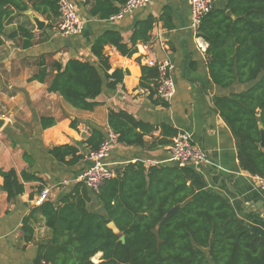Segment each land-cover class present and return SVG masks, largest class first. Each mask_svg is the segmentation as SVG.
<instances>
[{"label":"trees","instance_id":"1","mask_svg":"<svg viewBox=\"0 0 264 264\" xmlns=\"http://www.w3.org/2000/svg\"><path fill=\"white\" fill-rule=\"evenodd\" d=\"M92 1L90 15L105 20L119 12L127 0ZM29 10L40 14L52 27L59 15L58 0H0V45L8 22ZM154 22L153 17L136 22L130 43L124 42L117 30L101 34L92 44V52L102 71L89 61L76 58L65 64L54 62L57 72L49 91L59 93L78 109L93 110L100 104L96 99L104 87L116 89L128 73L122 68L109 72L111 64L104 47L112 45L122 55L132 56L138 43L151 39ZM22 31L23 46L28 48L34 34L26 28ZM199 33L209 43V71L216 83L229 87L236 74L243 82H255L244 91L218 97L216 106L237 140L241 166L253 175H262L264 0H229L225 9L211 10L204 17ZM17 35L14 32L10 37ZM143 72L154 79L157 76L153 68L143 67ZM46 74L43 71L35 78L44 81ZM108 122L118 134V141L126 145H144L145 136L154 129L125 110H110ZM55 124V118L41 117L43 129ZM163 128L169 136L176 134ZM103 138L104 133L93 129L88 140L91 149L98 148ZM160 142L171 143L168 139ZM49 152L68 165L84 157L69 144L55 146ZM0 175L1 188L10 203L24 193L25 182L38 179L26 171L18 174L13 168L0 169ZM204 187L203 177L191 167L147 169L143 162L126 165L98 193L77 183L59 202L46 200L32 211L40 213L52 231L51 239L38 245L34 264H264V235L254 234L243 224L221 195L200 193ZM92 195L101 207L89 205ZM175 206L177 212L158 227ZM32 216L33 213L23 220L26 243L34 238ZM111 221L118 232L108 226ZM97 254L101 257L95 262Z\"/></svg>","mask_w":264,"mask_h":264},{"label":"crops","instance_id":"2","mask_svg":"<svg viewBox=\"0 0 264 264\" xmlns=\"http://www.w3.org/2000/svg\"><path fill=\"white\" fill-rule=\"evenodd\" d=\"M73 1L86 19L82 34L61 35L55 28L58 17L52 21V27L46 20L45 28L38 30L29 10L9 21L1 36L0 116L7 121L0 128V169L13 168L18 174L26 171L38 179L25 182L24 193L10 203L1 188L0 175V264H34L38 245L52 237L42 215L32 212L44 202H39L41 191L49 188L46 200L54 202L71 191L76 184L73 180L89 165L86 157L92 148L88 140L93 129L105 135L110 127V110H125L154 127L145 136L144 145L119 141L113 145L106 161L116 176L126 165L136 162H143L147 169L179 166L171 159L170 147L179 133H188L210 159L208 164L186 165L203 177L205 187L200 193L221 195L243 224L254 234L264 235V193L257 184V175L241 166L237 140L216 106L218 97L244 91L255 82H243L237 74L229 87L214 81L209 71V43L200 35L199 28L190 27L188 0H150L145 7L123 17L105 20L90 15L92 0ZM228 1L213 0L211 10L225 9ZM228 13L232 14L230 10ZM35 15L41 16L37 12ZM149 17L155 19L151 39L138 43L132 56L122 55L112 45L104 47L111 64L109 72L122 68L128 73L116 89L104 87L96 99L100 104L93 110L78 109L59 93L49 91L57 72L54 62L65 64L76 58L89 61L102 71L92 52L94 41L107 30H117L124 42L130 43L136 22ZM23 28L34 34L33 44L28 48L23 46ZM14 32L18 35L10 37ZM146 58L170 60L176 85V93L170 100L161 99L156 92V78L144 74L143 67L153 68L147 65ZM43 71L47 73L44 81L35 78ZM44 116L55 118L56 124L43 129ZM163 126L176 134L169 136ZM163 139L171 143L162 144ZM64 144L76 146L84 157L73 165L58 161L49 151ZM65 180L69 183L63 186ZM92 196L89 205L101 207ZM31 213L35 232L33 240L26 243L22 225Z\"/></svg>","mask_w":264,"mask_h":264},{"label":"built area","instance_id":"3","mask_svg":"<svg viewBox=\"0 0 264 264\" xmlns=\"http://www.w3.org/2000/svg\"><path fill=\"white\" fill-rule=\"evenodd\" d=\"M150 0H127L119 12L110 19L123 17L138 8L145 7ZM190 6V27L198 29L204 17L211 11L213 0H188ZM59 15L55 24L56 30L63 36L82 34L86 27V19L79 12L73 0H58ZM146 63L156 69V92L164 100H170L176 93V85L171 72L169 59L156 60L146 58ZM118 142V134L108 127L103 141L96 149H90L87 154L89 165L79 173L73 180L74 183L83 184L93 192H100L105 184L116 176V172L107 163L113 145ZM172 160L179 166L188 164H208V155L192 141L188 133H179L173 140L170 147ZM257 184L264 193V174L256 176ZM69 182L64 181L63 186ZM49 188L41 191L39 202L45 201L49 196Z\"/></svg>","mask_w":264,"mask_h":264},{"label":"water","instance_id":"4","mask_svg":"<svg viewBox=\"0 0 264 264\" xmlns=\"http://www.w3.org/2000/svg\"><path fill=\"white\" fill-rule=\"evenodd\" d=\"M29 15L31 17V19L34 21V24L36 25L38 30H43L46 26V20H44L41 16L35 15V12L31 10V12H29ZM7 119L5 118V116H0V128H2L4 126V124L6 123ZM261 129V142H260V146L262 148H264V128L263 126L260 127ZM178 207H173L172 209H170L166 215L162 218V220L158 223V227L165 222L168 218H170L175 212H177ZM108 226L110 228H112L113 230H115L116 232H118V229L115 226L114 221H111ZM122 242H125V236L121 235L120 237Z\"/></svg>","mask_w":264,"mask_h":264},{"label":"rangeland","instance_id":"5","mask_svg":"<svg viewBox=\"0 0 264 264\" xmlns=\"http://www.w3.org/2000/svg\"><path fill=\"white\" fill-rule=\"evenodd\" d=\"M100 257H101V254H97V255L94 257V261H95V262H98Z\"/></svg>","mask_w":264,"mask_h":264}]
</instances>
